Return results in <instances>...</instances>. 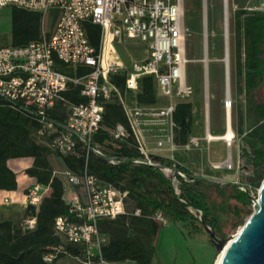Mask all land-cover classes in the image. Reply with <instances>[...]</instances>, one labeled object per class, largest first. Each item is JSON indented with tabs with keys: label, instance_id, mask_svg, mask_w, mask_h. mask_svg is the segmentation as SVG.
<instances>
[{
	"label": "built area",
	"instance_id": "obj_1",
	"mask_svg": "<svg viewBox=\"0 0 264 264\" xmlns=\"http://www.w3.org/2000/svg\"><path fill=\"white\" fill-rule=\"evenodd\" d=\"M2 6L37 11L42 18L39 38L25 45L0 46V97L35 118L39 123L38 133L57 156L77 155L79 142L86 148L85 163L79 174L65 167L59 173L54 171L69 186L80 184L83 191L79 196L75 193L69 200L67 215L55 218L54 231L62 243L51 247L43 259L51 262L64 250L65 244H70L80 248V252L72 256L77 264H137L130 259L108 260L102 254L108 236L100 231L99 222L125 212L126 191L91 173L87 156L89 150L104 155L99 146L91 144V138L100 127L104 102L122 100V91L110 80L112 75L118 74L125 75L126 92L136 91L142 76H152L164 99L156 108L150 103L125 109L135 148L143 156L134 161L152 164L143 130L154 121L160 125L163 138L154 139L155 145L175 149L174 136L169 133L172 127L175 130L172 119L175 103L193 93L186 79L188 28L184 22V0H0ZM224 15L225 31V12ZM47 19L51 21L50 27L45 26ZM85 23L100 26L97 48L88 41ZM122 37L145 43L148 56L133 61L129 68L125 66L118 59L114 46V42H120ZM57 62L73 68L82 65L92 69L81 76H71L57 70ZM68 83L79 85L81 95L87 97V101L73 103L67 100L64 92ZM59 105L66 108V117L61 124L49 118V113ZM112 135L123 140L129 132L117 124ZM109 161L115 163L116 159ZM224 166L231 168L232 165ZM46 188L34 183L25 195V206L37 208ZM250 194L257 197L258 189ZM135 213L138 214V210ZM154 218L162 225L168 224V218L159 210L154 213ZM34 224L35 217L25 220L26 228H33Z\"/></svg>",
	"mask_w": 264,
	"mask_h": 264
},
{
	"label": "trees",
	"instance_id": "obj_2",
	"mask_svg": "<svg viewBox=\"0 0 264 264\" xmlns=\"http://www.w3.org/2000/svg\"><path fill=\"white\" fill-rule=\"evenodd\" d=\"M201 14V0H184V22L196 41L202 29ZM242 15L244 109L251 124L240 133L238 143V157L248 174L239 172L237 184L227 182L224 185L235 186V191L226 193L224 198L235 201L232 205L231 229L243 224L244 217L252 212L250 192L252 188L260 186L264 177V101L257 99V90L264 74V11H242ZM41 18L40 12L12 6L11 45H25L39 38ZM85 31L89 43L97 48L100 26L85 23ZM56 69L71 76H81L92 68L82 65L73 68L57 62ZM110 80L124 91V74L112 75ZM155 87L152 76H142L138 80L137 102L154 103ZM80 88L79 85L68 83L64 92L66 99L73 103L86 102L87 97L81 95ZM191 107L189 101L175 103L172 119L175 123L174 141L178 145L186 144L191 133ZM65 117L66 108L63 105L49 113V118L58 124L63 123ZM117 124L123 125L129 132L123 140H117L112 135ZM38 130L39 123L32 115L10 106L0 97V190H16V173L9 167L8 160L24 157L32 158V164L24 169V173L34 178L36 183L50 188V194L42 197L37 208L25 206V220L35 217L33 228L22 227L18 221L0 219V264H56L63 257L70 259V264H77L72 256L79 253L80 248L70 244H65L64 250L57 253L51 262L43 259L51 247L62 243L54 231V220L57 216L68 214L69 203L63 198L62 179L54 173L48 158L50 149L33 137V132ZM91 144L99 146L104 155L88 151L89 171L121 191H126L125 212L114 219L99 222L100 231L108 236L102 248L106 259H130L137 264H150L155 253L154 240L162 225L154 218L157 210L172 222L185 221L193 230L201 229L204 225L213 227L224 237V232L218 230L219 220L212 213L205 190L202 189L203 182L209 180L170 157L159 154H149L152 164L134 161L143 156L135 148L134 136L118 99L104 102L100 127L91 138ZM103 156L114 158L116 162L111 163ZM85 157L86 148L79 142L77 155H62L59 158L63 167L79 174ZM163 168L172 170V177L178 182L177 187H174L172 178L164 175ZM137 210L138 214L135 213ZM192 210L200 211L199 219Z\"/></svg>",
	"mask_w": 264,
	"mask_h": 264
},
{
	"label": "rangeland",
	"instance_id": "obj_3",
	"mask_svg": "<svg viewBox=\"0 0 264 264\" xmlns=\"http://www.w3.org/2000/svg\"><path fill=\"white\" fill-rule=\"evenodd\" d=\"M11 8L12 6L0 7V46L11 44ZM261 10L264 11V0H201L202 29L196 41L188 29L185 48H186V79L193 88V93L189 98L178 101H189L191 107V133L188 141L184 145H176L182 153L181 161L187 163L196 175H202L205 181L202 189L208 198L211 211L218 218V230L224 232V237L234 234L240 228L238 225L231 229L232 205L234 200H225L226 193H233L235 186H224L226 182L237 184L238 174H248L243 168V161L238 157L239 135L244 132L251 124V119L245 114L244 94H243V48H242V11ZM224 12L227 18L228 35V73H229V92L231 105L226 109V75L224 61ZM50 20L45 21V26L49 27ZM116 55L122 63L129 68L133 61H139L148 56L145 43L136 39L122 37L121 41L114 42ZM264 59V44H263ZM207 59V62H205ZM136 91H123L122 100H118L124 111L127 107L142 106L136 102ZM257 99L264 101V74L263 81L257 90ZM164 99L155 87V102L153 108L163 104ZM166 100V99H165ZM226 111H229L230 125L235 135L231 144L224 140H209L207 130L212 134H221L226 130ZM158 122L154 121L143 130L146 141V148H155L161 153H166L167 146L158 148L154 139H163ZM169 133L174 136V127ZM33 137L38 142H44L43 137L38 132H33ZM156 141V140H155ZM230 149V150H229ZM227 152L231 153L232 168L224 166ZM161 156L166 157L164 154ZM48 158L52 168L59 173L63 169L61 159L54 153L49 152ZM15 159L9 162L13 167ZM218 170H211V166L220 163ZM240 165V168L238 166ZM20 170L23 165L20 164ZM14 168V167H13ZM19 169V168H18ZM163 168L166 177L172 178L174 187H177V180L172 177V170ZM19 184L22 185L23 173L19 172ZM231 174V176H229ZM228 175V176H226ZM218 184L219 186H217ZM66 186H68L66 184ZM30 185L23 189L26 193ZM79 196L82 193L80 184L71 187ZM259 188V187H258ZM258 188L254 189L256 191ZM71 192L67 199L71 200L75 196ZM10 200L0 198V219H10L18 221L22 227L25 226V207L24 204H15L9 207ZM17 203V202H14ZM19 205V206H18ZM252 207V206H251ZM193 214L200 217V211L192 210ZM250 215V214H249ZM244 217L243 223L249 216ZM197 223V222H196ZM203 227V226H202ZM155 253L150 264H214L218 252L211 242L209 234L203 227L193 230L185 221L172 222L161 225L155 240ZM68 258H61L56 264H70Z\"/></svg>",
	"mask_w": 264,
	"mask_h": 264
},
{
	"label": "water",
	"instance_id": "obj_4",
	"mask_svg": "<svg viewBox=\"0 0 264 264\" xmlns=\"http://www.w3.org/2000/svg\"><path fill=\"white\" fill-rule=\"evenodd\" d=\"M226 14V12H225ZM227 18L225 17V25ZM224 61L227 74L228 35L224 31ZM106 160L107 156H103ZM252 212L238 231L226 237L220 236L213 227L204 225L218 253L223 251L218 264H264V177L257 197L249 195Z\"/></svg>",
	"mask_w": 264,
	"mask_h": 264
},
{
	"label": "crops",
	"instance_id": "obj_5",
	"mask_svg": "<svg viewBox=\"0 0 264 264\" xmlns=\"http://www.w3.org/2000/svg\"><path fill=\"white\" fill-rule=\"evenodd\" d=\"M208 132H210V131H208ZM214 135H217V134H214ZM175 147H176V145H175ZM149 149H150V153L159 154V155L160 154H163V153H161L160 151H158L155 148H149ZM178 150L179 149H174V150H168L167 149L168 152H166L164 154L166 155V157H170L175 162L180 163V164H182V165H184V166H186V167H188L190 169V167L187 165V163H184V162L181 161V158H182L183 155ZM24 158L26 160H18V161H16L14 163V166H13L14 168L10 166L9 162L11 160H15V159L8 160L9 167L16 173L17 188H16V190H12V191L0 190V198L6 199V200H10V203H8L9 204V207H15V206H17L15 204H24V207H25V195H26L27 192L26 193H23V189L26 188L27 185H30V187H31L34 183H36L35 180H34V178H32V177H30V176H28V175H26L24 173V169L27 168L28 166H30L32 164V158H30V157H24ZM16 159H22V158H16ZM224 162H226V161H223V163ZM20 164L23 165L22 170H20V166H19ZM220 164H222V162H220ZM231 165H232V163H231ZM211 167H212L211 170H214V171L215 170H218V168H219V167H214L213 165ZM231 168H232V166H231ZM19 172L23 173V176H22V185L19 184V174H18ZM58 175L62 179V182H63V187H64L63 198H64V200L66 202H69V200L67 199V196L70 193V191L71 192H74L72 190V188H71L73 186H69L67 183H65L63 177L60 174H58ZM199 176H202V175H199ZM226 176H228V175H226ZM229 176H231V174ZM202 177H204V176H202ZM231 183H235V182H231ZM66 184L68 186H66ZM49 194H50V188L47 187L46 190L44 191V195H49ZM73 194H75V192ZM14 202H17V203H14Z\"/></svg>",
	"mask_w": 264,
	"mask_h": 264
},
{
	"label": "bare ground",
	"instance_id": "obj_6",
	"mask_svg": "<svg viewBox=\"0 0 264 264\" xmlns=\"http://www.w3.org/2000/svg\"><path fill=\"white\" fill-rule=\"evenodd\" d=\"M205 62H207V59H205ZM225 75H226V109L228 107H230L231 105V101L229 99L230 97V92H229V73H228V62H227V74L225 72ZM229 111H226V130L219 134V135H214L210 132L207 131V138L209 140H224L226 141L228 144H231V141H233L235 135L233 133V130L231 129V125H230V117H229ZM230 150V149H229ZM231 159V153L230 152H227V156H226V162H224L223 164L225 165H230L232 162L230 161ZM220 163H215L213 166L214 167H220ZM171 171V170H170ZM223 254V251H220L218 253V256L216 258V261L214 264H218L220 259H221V256Z\"/></svg>",
	"mask_w": 264,
	"mask_h": 264
}]
</instances>
